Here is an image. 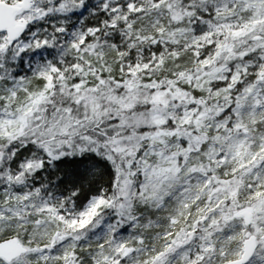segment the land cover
<instances>
[{
    "label": "snow or ice",
    "instance_id": "1",
    "mask_svg": "<svg viewBox=\"0 0 264 264\" xmlns=\"http://www.w3.org/2000/svg\"><path fill=\"white\" fill-rule=\"evenodd\" d=\"M0 264H264V0H0Z\"/></svg>",
    "mask_w": 264,
    "mask_h": 264
},
{
    "label": "trees",
    "instance_id": "2",
    "mask_svg": "<svg viewBox=\"0 0 264 264\" xmlns=\"http://www.w3.org/2000/svg\"><path fill=\"white\" fill-rule=\"evenodd\" d=\"M41 55H45V53H41Z\"/></svg>",
    "mask_w": 264,
    "mask_h": 264
}]
</instances>
